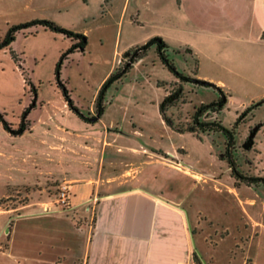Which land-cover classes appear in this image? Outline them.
I'll list each match as a JSON object with an SVG mask.
<instances>
[{
    "label": "rangeland",
    "instance_id": "obj_1",
    "mask_svg": "<svg viewBox=\"0 0 264 264\" xmlns=\"http://www.w3.org/2000/svg\"><path fill=\"white\" fill-rule=\"evenodd\" d=\"M173 1L0 0V41L12 26L39 18L85 32L86 48L64 60L60 81L66 82L70 98L88 118L82 121L90 122L89 139L72 155L65 153L70 148L38 144L37 138L51 133L45 129L38 136L39 122L46 120L48 110L56 111L54 118L64 125L81 124L59 112L63 93L55 81V65L71 43L41 28L16 32L11 45L0 49V228L27 211L21 208L26 205L37 202L44 204L42 210L60 209L56 204L60 188L66 185L70 190L81 182L67 178L69 173L87 171L99 179L101 188H144L179 202L193 216L196 264H257V255L264 253V185L237 180L226 150L238 173L264 177V62L253 61L257 52L251 56L253 50L232 40L226 43L231 54L210 60L199 36L174 35L165 51L168 59L193 80H201L199 75L206 76V82L211 78L212 85L206 86L190 78L175 79L155 47L143 56L137 53L141 59L134 58L136 53L125 55L154 37L159 27L154 20L157 5ZM202 1L189 0L201 8ZM138 14L142 25L134 23ZM134 59L128 72L106 91L105 113L96 117L94 101L89 110L91 98L113 71ZM217 80L225 87L217 86ZM219 89L226 99L224 107L202 120H218L233 130L232 147L221 132L183 131L190 126L195 107L219 99ZM35 94L46 105L37 103L32 109ZM167 96L164 114L173 128L159 112ZM28 120L34 122V130L17 133L21 125L30 124ZM54 148L62 151L57 162L47 157L40 161L45 150L50 153ZM260 259L264 264V255Z\"/></svg>",
    "mask_w": 264,
    "mask_h": 264
},
{
    "label": "crops",
    "instance_id": "obj_2",
    "mask_svg": "<svg viewBox=\"0 0 264 264\" xmlns=\"http://www.w3.org/2000/svg\"><path fill=\"white\" fill-rule=\"evenodd\" d=\"M138 18L139 14L134 23L142 25ZM154 20L159 27L153 35L167 46L174 40V35L178 39L179 35L191 33L205 43L204 55L207 59L231 54L226 43L232 40L253 50L251 56L259 51L261 55L256 53L252 59L264 62V0H203L202 8L192 6L189 0H174L173 5H157ZM77 34L84 35L85 32ZM66 40L72 45V40ZM190 53L197 58L194 50ZM197 78L204 80L207 77L199 75ZM216 83L223 88L226 85L223 80ZM97 95L98 92L91 98L89 110ZM38 96H34L32 109L37 103L46 105L43 100H38ZM71 96L69 93L73 107L83 113ZM59 102V112L75 117L81 124L73 128L64 125L54 118L56 111L52 113L48 110L46 120L39 122L38 136L45 129H51V133L47 138L39 137L37 140L43 147L70 148L71 151L65 150L69 156L74 148L89 139L87 126L90 122L77 118L64 98ZM102 105L104 115L106 92ZM28 121L30 124L24 132L31 133L35 128L34 122ZM55 148L50 153L45 150L42 153L44 159L40 161L52 158L57 162L62 151ZM22 161L25 163V157ZM69 174L67 178L81 182L70 186L66 208L42 210L40 205L44 204L36 202L30 207H21L27 211L14 216L8 226L5 227V222L2 224L0 264H196L193 216L190 218L179 202L144 188L131 187L118 191H112V185L101 188L96 183L99 179L87 171L77 172L75 176ZM125 183L135 184L133 180ZM263 255H257V264H263L260 259Z\"/></svg>",
    "mask_w": 264,
    "mask_h": 264
},
{
    "label": "trees",
    "instance_id": "obj_3",
    "mask_svg": "<svg viewBox=\"0 0 264 264\" xmlns=\"http://www.w3.org/2000/svg\"><path fill=\"white\" fill-rule=\"evenodd\" d=\"M30 28H41L44 31H50V32L62 34L66 38L73 41L72 45L70 47H68L61 54V57H60L58 64L55 65V76H56L55 81H56L57 86H59L62 89V93L64 96L63 98L67 102V105L70 107V109L75 113L76 117L79 118L80 120H85V121L88 120V118L86 119V117H84L82 115L83 113L79 112L77 109H75L73 107V104L69 99V92L65 88L64 83H62L60 81L61 80L60 79L61 65L63 64L64 60L68 58L69 54H71L73 52H78V51L83 52L84 51V48L86 47V44H87L86 37H84L81 34L74 33L72 30H69L67 28L61 27L53 21L39 18V19L30 20L26 23L24 22V23H20L18 25H14L10 29H8L5 33V36L0 41V49H4L7 46L11 45V43L15 39L16 32H18L20 30H27ZM158 39H160V38H158ZM151 47H155V52L157 54L158 59L165 66V68L173 74L175 79L180 80V81H186L187 79L190 78L188 76L183 75V73L178 72L176 70L174 64H173V61L168 59L167 55L165 54V51L168 49V46L162 39H160V42H157L154 40V38H151L142 46L140 45L139 47H136L132 51L125 53V55H127L129 53L130 54L136 53L135 55H137V53H139L140 55H142V53H144L146 50H148ZM12 55H13V59L17 60L16 55L14 53H12ZM142 56L140 57L139 55H137L134 58L138 57L141 59ZM135 62H136V60L134 59V61L129 66H125V68L122 69L121 71H119V72L114 71L102 83V85L98 91L97 98H95V107H96V111H97L96 117H100L103 114L102 100L104 98L105 92L108 90V88L110 87V85L112 83L120 80L122 78V76H124L128 72L129 68ZM190 80L195 81L192 78H190ZM198 81H202V80H198ZM204 85L210 86L212 84L207 82ZM219 93L221 94L219 99H217L215 101H211L207 104L201 103L199 106L195 107L194 113L192 114V117H191V124L186 129H183V131H186L188 133H205V134L221 132L223 134V136L226 138L227 142L228 143L230 142V145L232 147L233 143H234V139H233L234 132H233V130L224 127L222 125V123H220V121H218V120H212V121L202 120L204 115L206 116L209 112L218 113L224 107V105L226 103V99L224 98V95H223L222 91H220V89H219ZM175 94L177 96L179 93L178 94L175 93ZM174 99L177 100L175 97H174ZM167 100H169V96H167L166 100H164V102L161 103V105L159 106V112L162 115L161 118L164 121V123L166 125H168L169 127L173 128L172 122L164 114V111L166 109L165 103ZM4 127L6 130L7 125L5 123H4ZM26 129H27L26 126L21 125L20 128L18 129L17 133L24 132ZM226 151H227L226 158L228 160V163L230 164L232 171L234 172V175H236L237 180L244 182V183L253 184V185H259V184L264 185V177L246 176V175H242V174L238 173L236 170V167L234 166L233 159L231 158V151L230 152L228 150H226Z\"/></svg>",
    "mask_w": 264,
    "mask_h": 264
},
{
    "label": "built area",
    "instance_id": "obj_4",
    "mask_svg": "<svg viewBox=\"0 0 264 264\" xmlns=\"http://www.w3.org/2000/svg\"><path fill=\"white\" fill-rule=\"evenodd\" d=\"M70 197L69 186H62L60 188L59 197H57L56 204L60 207V209H64L68 206V200Z\"/></svg>",
    "mask_w": 264,
    "mask_h": 264
},
{
    "label": "water",
    "instance_id": "obj_5",
    "mask_svg": "<svg viewBox=\"0 0 264 264\" xmlns=\"http://www.w3.org/2000/svg\"><path fill=\"white\" fill-rule=\"evenodd\" d=\"M154 40L157 41V42H160V39H158L157 37H154ZM195 82H200L202 84H206L207 82L206 81H198L197 79L195 80Z\"/></svg>",
    "mask_w": 264,
    "mask_h": 264
}]
</instances>
